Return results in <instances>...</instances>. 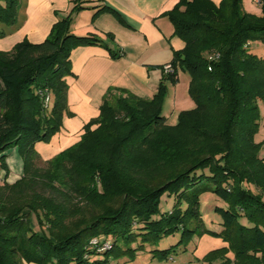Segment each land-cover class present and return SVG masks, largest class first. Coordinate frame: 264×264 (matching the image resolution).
Masks as SVG:
<instances>
[{
  "label": "trees",
  "instance_id": "1",
  "mask_svg": "<svg viewBox=\"0 0 264 264\" xmlns=\"http://www.w3.org/2000/svg\"><path fill=\"white\" fill-rule=\"evenodd\" d=\"M261 9L258 17L241 0H180L167 13L184 43L170 61L174 73L163 74L150 99L108 94L80 141L48 161L46 171L36 167L35 144L49 143L62 127L71 51L101 46L111 58L118 55L94 35L71 33L78 5L43 42L23 40L0 51V264H107L146 247L152 259L167 261L204 234L227 247L209 252L202 264H264V158L254 139L264 58L249 51L250 42L264 44V0ZM18 10L19 0H0V24L13 27ZM179 70L190 77L195 108L172 127L161 106L166 83L175 85ZM43 91L51 95L48 108ZM10 148L22 160V176L12 184L6 181ZM206 192L227 205L214 210L219 233L202 224L199 197ZM164 195L174 200L168 212L160 211ZM176 234L175 245L153 249ZM94 238L110 249L91 248Z\"/></svg>",
  "mask_w": 264,
  "mask_h": 264
},
{
  "label": "crops",
  "instance_id": "2",
  "mask_svg": "<svg viewBox=\"0 0 264 264\" xmlns=\"http://www.w3.org/2000/svg\"><path fill=\"white\" fill-rule=\"evenodd\" d=\"M179 1L19 0L15 25L6 27L0 24V32L3 33L0 36L1 52H10L23 40L32 44L43 42L52 26L78 5L81 10L72 15L71 33L76 36L94 35L118 55L115 59L111 58L108 50L101 46L78 47L71 51L72 75L65 78L68 110L63 115L62 127L49 143L35 144L43 162L50 161L80 141L84 126L99 117V108L108 94L118 95L120 91H125L143 99L153 97L164 76L162 67L170 63L173 52L184 48L167 17ZM211 1L219 4L222 0ZM241 3L245 12L252 15L259 13L251 0H241ZM177 79L179 83V73ZM178 83L166 85L168 93L173 90L174 104ZM6 163L9 169L6 181L12 184L20 179L22 169L14 171L7 160ZM1 175H4L2 170ZM149 250L150 247H146L130 260H110L107 264L178 263L172 257L167 261L154 260ZM197 264L202 263L197 261Z\"/></svg>",
  "mask_w": 264,
  "mask_h": 264
},
{
  "label": "rangeland",
  "instance_id": "3",
  "mask_svg": "<svg viewBox=\"0 0 264 264\" xmlns=\"http://www.w3.org/2000/svg\"><path fill=\"white\" fill-rule=\"evenodd\" d=\"M255 8L258 9L259 13L255 16H262L261 5L255 4ZM249 51L257 55L258 57L264 58V44L261 42H250ZM180 82L178 83V88L176 90V103L173 102V90L169 93L168 91L164 95L162 101V115L167 118L166 124L168 126H176L179 121V115L182 112L190 111L195 108V103L189 94V84L190 77L187 72L184 70H179ZM176 83V84H177ZM169 83H166V85ZM172 85V84H171ZM261 119L260 126L257 134L254 139L256 143H261L260 156L264 157V103H261ZM6 160L12 170L22 169V160L18 154V151L14 148L7 149ZM36 167L40 171H46L48 169L47 162L38 160ZM4 175L0 176V185L2 183V178ZM174 200L172 197L164 195L160 203V211L168 212L173 208ZM215 207H221L225 209L227 205L220 199H218L214 194L206 192L199 197V214L202 220V224L205 230L209 232H218L221 227V218L218 214L215 213ZM34 229L39 231V227L36 224L34 217L31 219ZM243 224L247 222L242 219ZM179 240V234L174 236L163 238L158 244H156L153 249H166L171 245H175ZM227 247V243L224 242L221 238L215 237L211 234H204L202 236H194L192 240L188 243L185 252L178 250L175 254H172V259L177 261V264H197V261L200 262L209 252ZM232 253L230 252L228 258H232ZM101 258L99 256H96ZM171 264V262H170ZM214 264H219L218 261H215Z\"/></svg>",
  "mask_w": 264,
  "mask_h": 264
},
{
  "label": "built area",
  "instance_id": "4",
  "mask_svg": "<svg viewBox=\"0 0 264 264\" xmlns=\"http://www.w3.org/2000/svg\"><path fill=\"white\" fill-rule=\"evenodd\" d=\"M79 2H86L90 0H77ZM263 0H251L252 3L261 5ZM162 72L164 75H171L174 73V68L171 63H168L162 67ZM43 97V105L45 108H48L51 104V95L47 91L40 93ZM91 248L97 250L98 252H103L110 249V243L108 241H101L100 239L94 238L90 241Z\"/></svg>",
  "mask_w": 264,
  "mask_h": 264
}]
</instances>
